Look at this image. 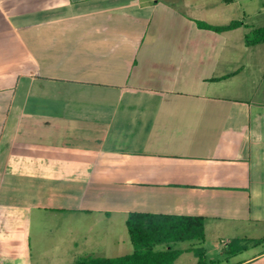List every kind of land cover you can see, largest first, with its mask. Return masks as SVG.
<instances>
[{
	"label": "crops",
	"instance_id": "1",
	"mask_svg": "<svg viewBox=\"0 0 264 264\" xmlns=\"http://www.w3.org/2000/svg\"><path fill=\"white\" fill-rule=\"evenodd\" d=\"M258 4L0 0V264L103 254L131 212L204 218L175 264L198 247L208 264H264ZM234 239L247 250L228 256Z\"/></svg>",
	"mask_w": 264,
	"mask_h": 264
},
{
	"label": "trees",
	"instance_id": "2",
	"mask_svg": "<svg viewBox=\"0 0 264 264\" xmlns=\"http://www.w3.org/2000/svg\"><path fill=\"white\" fill-rule=\"evenodd\" d=\"M228 3L233 0H224ZM201 28L218 32L233 30L240 26L235 21L227 26H211L204 22H198ZM249 44L264 42V28L256 29L246 37ZM134 252L129 255L106 258L87 256L78 258L73 264H175L176 260L184 252L176 249L172 244L180 242H204L205 220L199 216L153 214L131 212L126 222ZM261 243L264 239L254 240ZM168 246L166 250H156L157 245ZM247 250L246 239H234L224 249L228 256H233ZM197 257L196 264H208L205 251L202 247L193 248Z\"/></svg>",
	"mask_w": 264,
	"mask_h": 264
},
{
	"label": "rangeland",
	"instance_id": "3",
	"mask_svg": "<svg viewBox=\"0 0 264 264\" xmlns=\"http://www.w3.org/2000/svg\"><path fill=\"white\" fill-rule=\"evenodd\" d=\"M259 1V4L257 6V15L253 16L252 17H255V18H250L248 19V24H253V26L255 27V29H260V28H264V9H262V3L264 2V0H258ZM259 12H262L261 14L258 13ZM252 14H255V13H252ZM251 21V23H250ZM119 222H116V223H108L107 224V227H108V230H109V234L111 235V239L109 241L110 245L107 249H100L101 252H103V254L101 253H95V255H92V256H95V257H106V258H115V257H121V256H125V255H129L131 252H133L135 249H134V246L132 243L130 242H126V243H123V242H120L119 243V240L122 239V238H129V232H128V228H127V225L124 223V221H122L121 218H118ZM104 226H106L104 224ZM77 227L79 230H81V234H84L85 233V230L88 229L89 227V224L88 223H81V224H78L77 223ZM212 235V233H211ZM193 242H180V243H177L176 244V249H183L189 245H191ZM208 247L210 250L213 251L212 248V245H213V242H212V239L209 240V243H208ZM39 251V249H37L36 247L34 248V257L36 255V252ZM209 255H208V259L209 261L212 259L216 260L219 258V255L218 253H214V251L211 253V252H208ZM192 257L194 256H190V255H185L183 257L180 258L179 262L177 264H190V259H192Z\"/></svg>",
	"mask_w": 264,
	"mask_h": 264
}]
</instances>
